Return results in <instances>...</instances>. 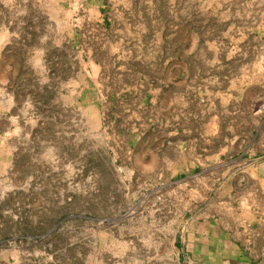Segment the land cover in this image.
<instances>
[{"label":"rangeland","instance_id":"374dc122","mask_svg":"<svg viewBox=\"0 0 264 264\" xmlns=\"http://www.w3.org/2000/svg\"><path fill=\"white\" fill-rule=\"evenodd\" d=\"M140 1L147 9L0 0V264H175L177 147L254 129L264 100L255 20L212 10L178 24L169 0L160 23L166 2Z\"/></svg>","mask_w":264,"mask_h":264},{"label":"crops","instance_id":"0c3cea01","mask_svg":"<svg viewBox=\"0 0 264 264\" xmlns=\"http://www.w3.org/2000/svg\"><path fill=\"white\" fill-rule=\"evenodd\" d=\"M163 2L166 3L160 8V23L169 0ZM142 4L140 0H129V5L121 9H147V5L140 7ZM170 4L177 11L178 24L184 16L194 19L200 13L210 16L212 10H224L227 19L228 11L239 10L240 19L255 20L262 28L256 38L264 43V0H175ZM142 20L138 23L144 26L145 19ZM107 27L105 19L99 29L105 32ZM78 39L62 40L57 47L73 48ZM92 42L98 48L104 44L97 36ZM38 54L37 46H28L27 72L32 89L34 77L38 81ZM261 56L264 57V50ZM89 59L101 73L102 64L94 52ZM8 98H12L10 112L16 103L13 96ZM260 105V112L258 109L251 118L254 129L229 131L223 144L217 141L220 137L215 130L200 137L199 146L194 140L177 147L171 164L182 169L183 175L175 180L182 201L171 243L175 264H264V100Z\"/></svg>","mask_w":264,"mask_h":264}]
</instances>
